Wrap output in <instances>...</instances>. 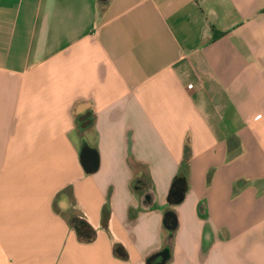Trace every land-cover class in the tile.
<instances>
[{
	"label": "crops",
	"instance_id": "1",
	"mask_svg": "<svg viewBox=\"0 0 264 264\" xmlns=\"http://www.w3.org/2000/svg\"><path fill=\"white\" fill-rule=\"evenodd\" d=\"M168 211L166 264H264V0H0V264H145Z\"/></svg>",
	"mask_w": 264,
	"mask_h": 264
},
{
	"label": "water",
	"instance_id": "2",
	"mask_svg": "<svg viewBox=\"0 0 264 264\" xmlns=\"http://www.w3.org/2000/svg\"><path fill=\"white\" fill-rule=\"evenodd\" d=\"M101 3H108L111 0H98ZM79 162L80 165L83 169V172L86 175H91L97 172L98 168H99V158H98V154L97 152L88 147V146H84L81 151H80V155H79ZM174 185H178L182 190L185 189V178H178L175 180ZM71 223L73 224V228L75 230V232L77 233V235L79 236H83L86 239H90L91 238V229L88 227L87 224H85L84 222H78V224L76 223V221H71ZM163 227L164 229L167 231L168 233V238L166 239V242L164 244V246L161 248L160 251L155 252L153 254H151L146 260H145V264H151V260H153L154 258L160 257V263L159 264H166L169 260H170V252H171V240H172V235L173 232L175 231L176 227H177V220L175 218V215L173 212L168 211L164 214V218H163ZM84 229L83 232H79L78 230ZM115 254L119 257V258H124L125 253L123 251V248L120 245H117L115 248Z\"/></svg>",
	"mask_w": 264,
	"mask_h": 264
},
{
	"label": "trees",
	"instance_id": "3",
	"mask_svg": "<svg viewBox=\"0 0 264 264\" xmlns=\"http://www.w3.org/2000/svg\"><path fill=\"white\" fill-rule=\"evenodd\" d=\"M97 2L99 6L105 5L104 3H101L98 0ZM221 35H222L221 33L213 31V40L217 39ZM187 169H188V163L183 161V163H181L180 171L177 177L173 180L171 184V188L169 190L168 201L171 204L179 203L183 198L185 189L182 190L178 185H174V182L178 178H184L186 176ZM132 186L133 189L137 190L141 194L143 204H145L146 207H153L151 205L154 198V192L150 180H146V178L143 177H136L133 180ZM107 216H108L107 213L104 212L102 218V228L105 230H107Z\"/></svg>",
	"mask_w": 264,
	"mask_h": 264
},
{
	"label": "flooded vegetation",
	"instance_id": "4",
	"mask_svg": "<svg viewBox=\"0 0 264 264\" xmlns=\"http://www.w3.org/2000/svg\"><path fill=\"white\" fill-rule=\"evenodd\" d=\"M83 230H85V228L84 229H81L80 230V228H79V232H83ZM160 260H161V258L160 257H157V258H154L153 260H151V264H159L160 263Z\"/></svg>",
	"mask_w": 264,
	"mask_h": 264
},
{
	"label": "built area",
	"instance_id": "5",
	"mask_svg": "<svg viewBox=\"0 0 264 264\" xmlns=\"http://www.w3.org/2000/svg\"><path fill=\"white\" fill-rule=\"evenodd\" d=\"M189 88H191V86H188Z\"/></svg>",
	"mask_w": 264,
	"mask_h": 264
}]
</instances>
